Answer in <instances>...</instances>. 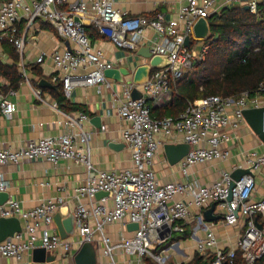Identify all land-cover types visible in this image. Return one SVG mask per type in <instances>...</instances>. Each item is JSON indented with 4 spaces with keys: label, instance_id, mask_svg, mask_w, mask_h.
Listing matches in <instances>:
<instances>
[{
    "label": "built area",
    "instance_id": "obj_1",
    "mask_svg": "<svg viewBox=\"0 0 264 264\" xmlns=\"http://www.w3.org/2000/svg\"><path fill=\"white\" fill-rule=\"evenodd\" d=\"M116 1L0 0V41L12 43L19 53L25 47L26 30L38 20L49 23L62 40L71 44L48 55L41 52L37 57V62H43L46 56L52 60L56 71L53 81L60 82L66 97L76 86L109 85L104 71L115 67L93 45L87 26H93L116 48L136 55L146 45L151 55L165 56L169 61L165 67L151 68L143 83H134L130 75L120 82L117 115L124 122L122 140L130 151V166L121 170H99L94 166L90 133L82 127L88 116L82 112L57 109L61 115L58 123L65 124L68 132L29 140L17 148H0V167L44 159L52 164L70 160L86 169L85 184L74 188L72 194L75 239L61 238L54 227L53 216L63 199H46L28 209L8 199L0 205V217H17L22 230L0 242V257L20 260L36 247L66 257L74 246L81 248L98 238L105 264H116L114 256L118 251L133 256L134 264H145L146 257L157 264H168L177 258L180 260L176 264L194 258L200 259L198 264H264V198L252 199L255 173L264 166V152L244 153L242 167L222 171L209 183L187 179L160 184L152 168L164 140L193 145L178 162L186 177L195 165L227 161L231 155L227 144L232 142L233 132L246 124L242 111L264 105V82L254 92L242 91L226 97L208 95L188 101L177 116L153 117L151 109L169 101L170 83L186 74L195 61L204 59L208 44L202 43L194 52L184 45V39L189 37L192 41L194 23L213 14L217 0H185L179 20L169 21L162 16H130L116 7ZM237 1L239 7L248 5L252 13L264 2ZM22 22L25 31L20 33L18 26ZM147 28L158 34V42L142 43ZM134 89L140 93L137 98L132 97ZM13 113L12 103L0 93V114L10 119ZM178 137L180 141H175ZM238 169L247 172L235 179L231 174ZM7 188L8 181L0 170V191ZM99 191L107 195L96 198ZM212 203H216L213 214L222 217L206 222L202 212ZM127 223H136L137 228L128 231ZM111 224L121 225L129 235L121 233L112 238L105 232ZM190 224L194 226L188 235L194 242L191 258L181 247V238L173 237L174 233L183 235ZM219 226L241 229L234 244L220 245L216 235Z\"/></svg>",
    "mask_w": 264,
    "mask_h": 264
},
{
    "label": "crops",
    "instance_id": "obj_2",
    "mask_svg": "<svg viewBox=\"0 0 264 264\" xmlns=\"http://www.w3.org/2000/svg\"><path fill=\"white\" fill-rule=\"evenodd\" d=\"M184 3L185 0H117L116 7L126 11L130 16H162L164 21H169L179 20L180 8ZM238 5L237 0H217L212 12L217 13L224 7ZM18 28L19 32L23 33L24 23H20ZM25 33V47L22 53H19L12 43L0 41V61L16 65L22 78L16 89L1 91V94L12 103L14 113L10 119L0 114V148H17L29 140L66 133L69 131L67 126L58 123L61 115L57 109L71 113L82 112L88 116V120L83 122L82 127L90 133L91 159L94 166L99 170H121L130 166V151L122 140L124 122L117 115L118 98L121 96L122 89L120 82L109 79V85H101L99 88L76 86L71 89L70 96L66 97L60 82L53 81L56 71L52 60L46 56L43 62H37V57L41 52H46L48 55L54 50H62L71 44L62 40L49 23L39 20ZM90 34L93 45L100 48L104 58L112 62L115 67L123 66L131 72L137 65L146 62L137 53L134 55L125 48H116L104 37H91ZM151 41L158 42L159 36L154 30L147 28L143 32L142 43L150 44ZM12 52L16 55V59L12 58ZM41 79L47 80L54 87H39L38 82ZM128 79L129 76L124 77V80ZM7 85V79L0 75V88ZM59 93L62 94L68 106L59 103L57 98ZM262 97L264 102V95ZM95 118L97 121L94 120ZM102 126L105 128L103 129ZM178 140L180 141L179 137L175 141ZM169 142L181 143L164 140V143ZM111 144L124 145L114 148ZM227 145L231 148V155L227 161L195 165L189 168L188 177L182 174L178 163L170 165L167 162L162 148L156 155L152 166L156 180L160 184L173 181L184 182L187 179L209 183L222 171L242 167L244 153L251 150L258 153L264 152V144L247 124H242L233 132V140ZM0 170L8 181L6 189L9 194L8 199L16 200L23 208L28 209L46 199L61 198L64 203L56 213L60 214L62 219L72 216L75 208L73 190L84 185L86 179L85 167L70 160H61L57 164L44 159L23 161L3 165ZM255 182L256 188L252 199L260 201L264 198V166L256 171ZM192 226L193 224H190L186 228L189 233L194 227ZM54 227L58 233L56 225ZM105 232L112 238L118 237L121 233H128L117 224L108 225ZM240 233L241 229L236 226H219L216 229L221 246L234 244ZM68 238L75 239L74 222L73 230ZM180 238L181 247L191 258L194 242L184 235H180ZM97 239L84 249L74 246L66 257L50 252L53 259L36 262L32 259L31 252L20 260L0 257V264H105L106 259L101 255L102 244ZM114 258L116 264H134L133 256L119 251L116 252ZM179 260L180 258H177V261ZM177 261L171 259V264H176Z\"/></svg>",
    "mask_w": 264,
    "mask_h": 264
},
{
    "label": "trees",
    "instance_id": "obj_3",
    "mask_svg": "<svg viewBox=\"0 0 264 264\" xmlns=\"http://www.w3.org/2000/svg\"><path fill=\"white\" fill-rule=\"evenodd\" d=\"M207 19L210 35L205 39L208 50L204 59L195 61L186 74L170 83V99L151 109L153 117L177 116L188 101L208 95L226 97L242 91L254 92L264 82V2L257 5L256 13L232 6L224 7ZM86 29L91 37L102 38L93 26ZM197 40L192 39L190 48ZM12 58L16 59L14 53ZM0 75L8 81L6 87L0 88V93L16 89L22 79L16 65L1 61ZM57 98L61 105L68 106L61 93ZM183 235L188 237L189 231L186 229ZM144 260L145 264H155L148 258ZM199 262V258H194L186 264Z\"/></svg>",
    "mask_w": 264,
    "mask_h": 264
},
{
    "label": "water",
    "instance_id": "obj_4",
    "mask_svg": "<svg viewBox=\"0 0 264 264\" xmlns=\"http://www.w3.org/2000/svg\"><path fill=\"white\" fill-rule=\"evenodd\" d=\"M243 8L248 10V5H244ZM76 20H78L76 18ZM210 35L209 25L206 18H198L193 26V36L196 39H207ZM191 40L189 37L184 39V45L189 47ZM137 55L148 59V62H144L142 64L137 65L133 71H129L126 67H113L110 69H106L104 71V75L112 80L122 82L125 76H131L132 81L136 84H140L145 82L148 77L151 68H162L169 64V61L165 56L161 55H151L149 52V48L147 46H143L138 49ZM39 87H54L50 82L45 79H41L38 82ZM140 96V93L137 90L132 91V97L137 98ZM244 120L249 128L252 130L254 134L258 137V139L264 144V105L257 108H248L242 111ZM97 121V118L94 119ZM112 147L117 148L124 144H111ZM193 147L190 143H164L162 148L166 157L167 162L170 165H174L178 163V161ZM247 172L244 169H238L232 172V177L238 179L242 173ZM232 185L230 186V188ZM107 193L103 191H99L96 193V198H101L106 196ZM230 194L227 197V200H230ZM9 198V194L6 191H0V205L6 202ZM216 203H212L211 206L202 212V216L204 221H218L221 219V215L213 214ZM236 213V212H235ZM54 224L56 225L58 234L61 238H68L69 234H71L73 230V216L62 219L60 214L55 213L53 216ZM137 228L136 223H127L126 229L128 231H132ZM258 228H261V225L258 224ZM21 223L20 220L15 217H0V242L4 241L6 238L11 237L14 233L21 232ZM89 244H84L81 248L84 249L88 247ZM32 259L36 262H42L45 260L53 259V256L50 255L49 251H46L43 247H36L32 250Z\"/></svg>",
    "mask_w": 264,
    "mask_h": 264
},
{
    "label": "rangeland",
    "instance_id": "obj_5",
    "mask_svg": "<svg viewBox=\"0 0 264 264\" xmlns=\"http://www.w3.org/2000/svg\"><path fill=\"white\" fill-rule=\"evenodd\" d=\"M193 39H196V38H193ZM203 42H205L204 39H198L197 42H195V43L192 45L191 50H193L194 52L198 51L199 48H200V46L202 45ZM196 43H197V44H196ZM198 44H199V45H198ZM197 45H198V46H197ZM173 237H174V238H180V234H178V233H174V234H173ZM146 258H148V257H146ZM148 259L151 260L150 258H148ZM151 261L154 262L153 260H151ZM154 263H155V262H154ZM155 264H157V263H155ZM168 264H171V260L168 262Z\"/></svg>",
    "mask_w": 264,
    "mask_h": 264
}]
</instances>
